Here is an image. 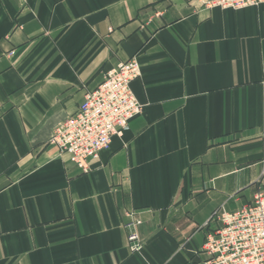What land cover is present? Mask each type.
Instances as JSON below:
<instances>
[{
    "label": "crops",
    "instance_id": "obj_1",
    "mask_svg": "<svg viewBox=\"0 0 264 264\" xmlns=\"http://www.w3.org/2000/svg\"><path fill=\"white\" fill-rule=\"evenodd\" d=\"M206 1L0 0V264H204L264 192V4ZM132 57L143 110L83 172L50 138Z\"/></svg>",
    "mask_w": 264,
    "mask_h": 264
},
{
    "label": "built area",
    "instance_id": "obj_2",
    "mask_svg": "<svg viewBox=\"0 0 264 264\" xmlns=\"http://www.w3.org/2000/svg\"><path fill=\"white\" fill-rule=\"evenodd\" d=\"M209 7L240 9L259 6L264 0H208ZM141 75L135 57L118 62L105 72L102 82L85 95L78 110L54 129L50 143L69 155L83 172L92 169L102 150L110 146L115 135H122L131 120L143 110L132 89V82ZM125 227L133 252L143 248L139 226L142 220L129 212ZM214 218L221 226L208 233L202 247L204 264H264V192L234 211L216 210Z\"/></svg>",
    "mask_w": 264,
    "mask_h": 264
}]
</instances>
